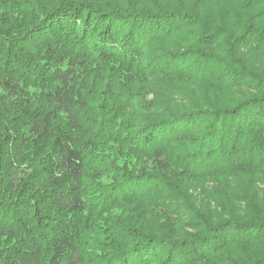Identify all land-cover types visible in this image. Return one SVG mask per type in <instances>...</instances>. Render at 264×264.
<instances>
[{
    "label": "trees",
    "instance_id": "trees-1",
    "mask_svg": "<svg viewBox=\"0 0 264 264\" xmlns=\"http://www.w3.org/2000/svg\"><path fill=\"white\" fill-rule=\"evenodd\" d=\"M0 264H264V0H0Z\"/></svg>",
    "mask_w": 264,
    "mask_h": 264
},
{
    "label": "rangeland",
    "instance_id": "rangeland-1",
    "mask_svg": "<svg viewBox=\"0 0 264 264\" xmlns=\"http://www.w3.org/2000/svg\"><path fill=\"white\" fill-rule=\"evenodd\" d=\"M1 91H2V90H1V88H0V93H1Z\"/></svg>",
    "mask_w": 264,
    "mask_h": 264
}]
</instances>
